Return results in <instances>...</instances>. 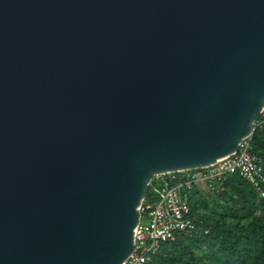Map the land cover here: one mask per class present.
Listing matches in <instances>:
<instances>
[{
    "label": "water",
    "instance_id": "obj_1",
    "mask_svg": "<svg viewBox=\"0 0 264 264\" xmlns=\"http://www.w3.org/2000/svg\"><path fill=\"white\" fill-rule=\"evenodd\" d=\"M263 109L264 0H0V264H122Z\"/></svg>",
    "mask_w": 264,
    "mask_h": 264
},
{
    "label": "trees",
    "instance_id": "obj_2",
    "mask_svg": "<svg viewBox=\"0 0 264 264\" xmlns=\"http://www.w3.org/2000/svg\"><path fill=\"white\" fill-rule=\"evenodd\" d=\"M250 145L264 169V125L253 132ZM217 190L190 193L200 229L164 244L145 264H264V199L238 176L227 177ZM144 202H154L150 188Z\"/></svg>",
    "mask_w": 264,
    "mask_h": 264
},
{
    "label": "built area",
    "instance_id": "obj_3",
    "mask_svg": "<svg viewBox=\"0 0 264 264\" xmlns=\"http://www.w3.org/2000/svg\"><path fill=\"white\" fill-rule=\"evenodd\" d=\"M262 125L264 109L253 124V132ZM251 137L244 138L235 153L209 167L155 176L149 186L154 202L143 200L137 209L139 220L133 233L134 249L122 264H145L164 244L200 229L189 207V195L196 188L203 186L207 191L215 192L227 177L238 176L260 199H264V169L261 159L252 153Z\"/></svg>",
    "mask_w": 264,
    "mask_h": 264
},
{
    "label": "rangeland",
    "instance_id": "obj_4",
    "mask_svg": "<svg viewBox=\"0 0 264 264\" xmlns=\"http://www.w3.org/2000/svg\"><path fill=\"white\" fill-rule=\"evenodd\" d=\"M200 188H201V190H203L202 192L204 195L208 194L207 190L203 186H201ZM208 202L211 203L210 201H208ZM219 202H222V201H219ZM145 221H146V219L143 218V222H145Z\"/></svg>",
    "mask_w": 264,
    "mask_h": 264
}]
</instances>
